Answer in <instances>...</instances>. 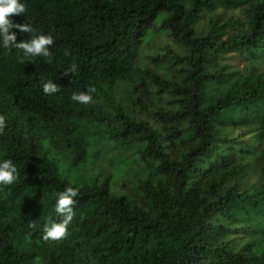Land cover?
<instances>
[{
  "label": "trees",
  "instance_id": "trees-1",
  "mask_svg": "<svg viewBox=\"0 0 264 264\" xmlns=\"http://www.w3.org/2000/svg\"><path fill=\"white\" fill-rule=\"evenodd\" d=\"M23 2L52 58L0 45V264H264V0Z\"/></svg>",
  "mask_w": 264,
  "mask_h": 264
},
{
  "label": "clouds",
  "instance_id": "clouds-1",
  "mask_svg": "<svg viewBox=\"0 0 264 264\" xmlns=\"http://www.w3.org/2000/svg\"><path fill=\"white\" fill-rule=\"evenodd\" d=\"M26 12V6L23 0H0V45L5 48H14L18 50L21 61L31 59L33 57H41L51 61L52 53L49 47L53 44L51 35L36 34L31 35L27 40L16 41L15 33L10 29L16 28L20 33H33L31 23L14 24L10 20L12 15H20ZM68 50L65 49L64 55L67 56ZM76 66L74 63L69 64L66 72H74ZM58 87L51 80L42 85V92L50 95L58 92ZM95 89L89 87L86 92L73 93L70 97L72 101L78 104H88L92 100L91 93ZM6 120L0 115V135L5 134ZM17 179V168L10 159L0 160V186L10 185ZM78 188L66 187L62 192L58 193L55 200L54 212L60 217L59 222H50L43 228L42 239L44 240H60L67 233V226L72 221L73 209L75 203L73 196H78ZM35 225L29 224V227Z\"/></svg>",
  "mask_w": 264,
  "mask_h": 264
},
{
  "label": "rangeland",
  "instance_id": "rangeland-1",
  "mask_svg": "<svg viewBox=\"0 0 264 264\" xmlns=\"http://www.w3.org/2000/svg\"><path fill=\"white\" fill-rule=\"evenodd\" d=\"M147 36H148V35H147ZM147 36L143 37L141 41H144V40L147 38Z\"/></svg>",
  "mask_w": 264,
  "mask_h": 264
}]
</instances>
